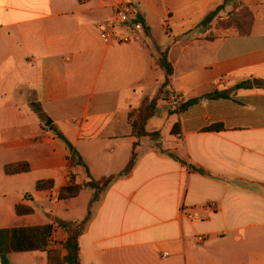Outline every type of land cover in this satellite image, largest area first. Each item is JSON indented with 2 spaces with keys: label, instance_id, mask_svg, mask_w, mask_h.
I'll return each instance as SVG.
<instances>
[{
  "label": "crops",
  "instance_id": "crops-1",
  "mask_svg": "<svg viewBox=\"0 0 264 264\" xmlns=\"http://www.w3.org/2000/svg\"><path fill=\"white\" fill-rule=\"evenodd\" d=\"M122 2L150 33L107 43L102 30ZM224 2L0 0V264H64L59 223L83 221L93 195L86 169L70 170L74 150L97 180L137 154L95 205L81 264H264V0H236L220 15L248 12L249 34L197 29ZM163 52L173 75L147 123L158 136L139 139L130 114L163 87ZM245 82L252 88L235 92ZM173 95L200 101L177 113ZM19 164L30 171L6 172ZM72 186L81 191L63 197Z\"/></svg>",
  "mask_w": 264,
  "mask_h": 264
},
{
  "label": "trees",
  "instance_id": "trees-1",
  "mask_svg": "<svg viewBox=\"0 0 264 264\" xmlns=\"http://www.w3.org/2000/svg\"><path fill=\"white\" fill-rule=\"evenodd\" d=\"M236 0H225L223 4H221L219 7H217L215 10H213L211 13H209L199 24L197 29L202 30H208L212 28L214 22L218 19V17L227 9V7L235 2ZM233 15H236L232 13ZM138 22L142 24L144 32L148 35L150 33L149 28L147 27V24L142 16L138 14ZM232 24H234L238 31L241 34H249L251 31V16L248 12H242L240 15H236V19L232 21ZM231 26V25H230ZM230 26L225 25L226 28H229ZM158 67L165 71L166 73V81L163 85V87L159 90L157 96L154 99H146L142 105V107L137 111H132L130 114V119L132 122L133 130H134V136L137 138L142 137H156L158 136L157 133H149L147 131V123L148 121L155 115L156 107L161 100L165 89L170 85V78L173 75V66L168 58V53L163 52L161 56L159 57L157 61ZM252 88L251 82H245L240 85H238L235 89V92L241 89H249ZM210 98L213 99H229L230 96L226 95L224 93H215L210 96ZM200 99H192L187 102H184L183 100L180 102L179 106L175 110L177 113H182L186 111L188 108L198 104ZM178 126L175 127L173 130V133L176 134ZM224 130L223 125H213L209 128H207V131H222ZM59 134V133H58ZM60 138L65 140V138L59 134ZM136 147V144H135ZM170 157L174 160L180 162L183 166L189 168L191 171H194L196 173L200 174H206L205 171L201 169H197L191 165H189L187 162L181 160L179 157L175 156L174 154L169 153ZM137 159L136 152L133 153L127 167L120 172L117 175H112L109 177H105L102 179H95L90 174L87 165L83 161V159L78 155V153L74 150L72 152V156L70 158V170H72L75 166H81L84 167L88 174V181L85 183V187L89 188L92 192V198L89 204L88 208V214L86 218L81 222H72V223H66V222H60L59 225L64 228L68 232V239L64 244V248L67 252V255L64 257V264H81V251L79 246V240L81 236H83L86 231L89 228V225L93 218V210L96 204H98L103 196L106 194L110 186L118 179L126 177L131 174L135 167ZM30 171V167L28 164H19V165H9L6 167V172L8 174H20V173H27ZM72 178H74V175L72 174ZM49 186L44 185L43 183L38 184V189H44L48 188ZM81 191L80 187H68L63 190L62 196L63 197H71L76 196ZM17 212L19 215H26L33 213V210L27 209L24 207H18ZM4 264H8L6 259L4 260Z\"/></svg>",
  "mask_w": 264,
  "mask_h": 264
},
{
  "label": "built area",
  "instance_id": "built-area-1",
  "mask_svg": "<svg viewBox=\"0 0 264 264\" xmlns=\"http://www.w3.org/2000/svg\"><path fill=\"white\" fill-rule=\"evenodd\" d=\"M89 0H79L81 3H87ZM119 29L123 34L116 35L114 31ZM144 32L143 26L138 22V13L131 3L122 2L116 6L115 14L110 21L108 27L102 30V38L107 43L113 41L129 43L136 33ZM181 100L177 95H173L170 101V107L177 108ZM184 212V211H183ZM187 219L192 220L194 215L191 212H185ZM204 240L203 236L198 238ZM54 244V241H51Z\"/></svg>",
  "mask_w": 264,
  "mask_h": 264
},
{
  "label": "rangeland",
  "instance_id": "rangeland-1",
  "mask_svg": "<svg viewBox=\"0 0 264 264\" xmlns=\"http://www.w3.org/2000/svg\"><path fill=\"white\" fill-rule=\"evenodd\" d=\"M236 19V15H233V14H228V15H222V16H219L218 19L214 22V26H217L218 28H225V25H228V26H232L234 24H232V21ZM213 27V26H212ZM127 72H129V74H131L132 70L130 69H127ZM161 75H163L164 77V73L161 72ZM161 86V84L158 83L157 85V88Z\"/></svg>",
  "mask_w": 264,
  "mask_h": 264
},
{
  "label": "water",
  "instance_id": "water-1",
  "mask_svg": "<svg viewBox=\"0 0 264 264\" xmlns=\"http://www.w3.org/2000/svg\"><path fill=\"white\" fill-rule=\"evenodd\" d=\"M254 85L255 86H261L262 85V83L260 82V81H257V80H254ZM51 121L48 123V125H51ZM69 145V147H70V149L72 150L73 149V146L71 145V144H68Z\"/></svg>",
  "mask_w": 264,
  "mask_h": 264
}]
</instances>
